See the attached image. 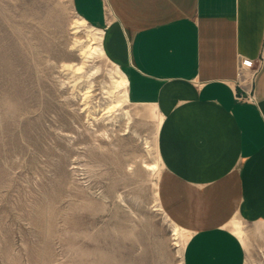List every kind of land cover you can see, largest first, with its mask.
Returning a JSON list of instances; mask_svg holds the SVG:
<instances>
[{
	"label": "rangeland",
	"instance_id": "1",
	"mask_svg": "<svg viewBox=\"0 0 264 264\" xmlns=\"http://www.w3.org/2000/svg\"><path fill=\"white\" fill-rule=\"evenodd\" d=\"M79 18L73 0H0V264H184L187 233L158 210L159 114L88 116L126 97L104 32L74 35ZM89 30L101 52L63 70L85 61L75 41ZM232 230L246 264H264V224Z\"/></svg>",
	"mask_w": 264,
	"mask_h": 264
},
{
	"label": "crops",
	"instance_id": "2",
	"mask_svg": "<svg viewBox=\"0 0 264 264\" xmlns=\"http://www.w3.org/2000/svg\"><path fill=\"white\" fill-rule=\"evenodd\" d=\"M104 32L131 105L160 117V209L187 233L184 264H246L232 223L264 224V66L236 100L241 58H264V0H73ZM183 230V231H182Z\"/></svg>",
	"mask_w": 264,
	"mask_h": 264
},
{
	"label": "bare ground",
	"instance_id": "3",
	"mask_svg": "<svg viewBox=\"0 0 264 264\" xmlns=\"http://www.w3.org/2000/svg\"><path fill=\"white\" fill-rule=\"evenodd\" d=\"M86 24V22L82 19H76L74 20L73 24H72V30L74 31V35L79 36L83 30L81 29L84 25ZM89 32L88 34H86L83 38H78L76 39V44L77 46L80 47L81 49V56L83 57V60H85L84 62H82L79 65H64L63 66V70H73L75 74H81L84 71L85 68V64L87 59L91 58L93 55H98L101 52V48L98 44V38L96 37V35H91L90 34V30L87 31ZM117 69V79L113 81L115 88L117 90H121L125 92V100L123 101H113L102 113L101 115H92V114H88L89 117H91L92 120L94 121H99L100 119L106 117L107 120H109L110 118L112 119V121H116V117L114 116L116 113H118L119 110H123L124 108V103H130V99L128 96V86H129V81L128 79L125 77V75L122 73V71L116 66ZM112 94V93H110ZM91 91L88 90L84 96H85V100H88L91 96ZM89 107H86V111ZM101 117V118H100ZM109 123V122H108ZM148 167L153 170V169H157V164H153V165H148ZM159 211L161 209H158ZM174 236H176V239L179 240L180 237L182 236V232L181 230L177 227L174 226ZM177 246H179V244H176Z\"/></svg>",
	"mask_w": 264,
	"mask_h": 264
},
{
	"label": "built area",
	"instance_id": "4",
	"mask_svg": "<svg viewBox=\"0 0 264 264\" xmlns=\"http://www.w3.org/2000/svg\"><path fill=\"white\" fill-rule=\"evenodd\" d=\"M263 66V56L258 59H239L237 78L233 84L236 100L244 103H256L255 81Z\"/></svg>",
	"mask_w": 264,
	"mask_h": 264
}]
</instances>
